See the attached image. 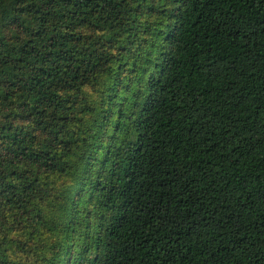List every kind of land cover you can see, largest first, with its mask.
<instances>
[{"label": "trees", "instance_id": "trees-1", "mask_svg": "<svg viewBox=\"0 0 264 264\" xmlns=\"http://www.w3.org/2000/svg\"><path fill=\"white\" fill-rule=\"evenodd\" d=\"M0 264H264V0H0Z\"/></svg>", "mask_w": 264, "mask_h": 264}]
</instances>
